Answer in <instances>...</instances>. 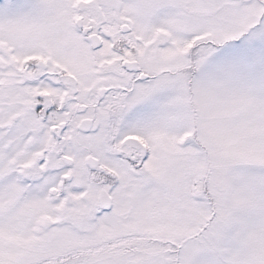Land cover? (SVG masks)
I'll list each match as a JSON object with an SVG mask.
<instances>
[{"label":"snow or ice","instance_id":"obj_1","mask_svg":"<svg viewBox=\"0 0 264 264\" xmlns=\"http://www.w3.org/2000/svg\"><path fill=\"white\" fill-rule=\"evenodd\" d=\"M0 264H264V0H0Z\"/></svg>","mask_w":264,"mask_h":264}]
</instances>
